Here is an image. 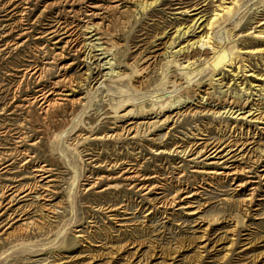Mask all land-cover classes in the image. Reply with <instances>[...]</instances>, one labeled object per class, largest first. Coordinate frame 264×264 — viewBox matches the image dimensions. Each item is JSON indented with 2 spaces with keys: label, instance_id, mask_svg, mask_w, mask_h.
<instances>
[{
  "label": "rangeland",
  "instance_id": "rangeland-1",
  "mask_svg": "<svg viewBox=\"0 0 264 264\" xmlns=\"http://www.w3.org/2000/svg\"><path fill=\"white\" fill-rule=\"evenodd\" d=\"M24 1L0 0V264H264V182L253 185L257 191L250 200L251 186L238 187L245 179L216 183L212 188L203 183L202 176L193 173L195 166L202 167L207 161L202 163V158L189 161L195 156L159 157L151 151L165 145L173 148L179 138L187 140L191 136L195 123L203 125L212 120L196 122L192 117L186 118L169 135L167 128L162 129L156 136L158 146L143 138L123 142L84 141L92 132L103 134L115 126L112 108L123 101L132 100L148 108L183 95L182 88H173L171 82L188 71H180L175 64L166 67L161 62L150 73L148 86L142 91H135L131 81L117 74L116 78L98 74L97 85L93 79L85 84V71L90 65L83 62L82 54L70 48L63 53V64H72L68 76L76 85L71 99L77 100L88 92L87 99L83 103L63 102L62 107L46 116L38 105L20 107L24 99L38 95L55 76L52 72L38 81L29 73L39 64L32 53L36 45L43 48L44 57H49L55 46L49 39H36L50 18L43 11L44 3ZM181 2L205 5V14L210 17L224 1L163 0L132 23L123 36L120 34L122 47L117 53L120 64L117 71L131 74L128 65L146 50L147 43L166 30L172 34L174 27L192 21L191 14H177L174 10ZM14 8L16 15L12 13ZM24 8H28V15L23 16L22 27L18 10ZM235 12L233 19L230 17L212 31L214 46H222V52L235 44L241 48H264L261 34L264 0H241ZM23 29H29L30 33L22 39V47H15ZM213 55L212 48L194 49L192 56L197 60L199 77L183 76L187 89L216 71L212 64L217 59L208 61ZM245 57L252 72L264 74V60L260 56ZM176 61L184 64L187 60L182 56ZM229 75L222 76L223 82L215 83L217 92L223 83H233ZM244 77L240 80L242 84ZM239 85H231V91L242 94ZM257 136L254 150L259 151L264 147V135ZM210 138L214 141L221 134L213 128ZM117 159L119 162L137 159L143 166V175L159 173L154 184H164V194L144 195L139 188H131L133 184L121 177L122 169L112 170L106 164ZM182 165L183 168L176 169ZM39 167H45L53 180L48 190L42 189L44 182L39 187L34 177ZM36 184L39 195L24 199L20 194L13 205L8 204L12 187L24 192L28 186L36 188ZM196 189L199 196L184 203L176 199L177 203L171 205L176 195L183 198ZM40 195L45 199L40 200ZM187 202L193 207L180 209ZM46 208L52 210L45 211ZM111 209L116 211L109 212ZM192 211L199 213L188 215ZM113 216L118 217L116 221Z\"/></svg>",
  "mask_w": 264,
  "mask_h": 264
},
{
  "label": "bare ground",
  "instance_id": "bare-ground-1",
  "mask_svg": "<svg viewBox=\"0 0 264 264\" xmlns=\"http://www.w3.org/2000/svg\"><path fill=\"white\" fill-rule=\"evenodd\" d=\"M37 1L44 3L43 11L45 14L50 15V18L47 21L48 23H44L45 28L36 39L37 41L45 39L53 41L55 50L49 57H44L41 53L43 48L36 45L32 53L39 61V64L29 70V73L31 71L32 75L38 81H43L52 72H54L55 76L48 83L49 85L47 87H43L38 91V95L24 99L23 105L20 106L21 108L25 106L31 108L33 105H38L40 112L46 116L51 111L62 107L63 102L73 104L83 103L87 99L88 92L83 94L85 96L77 100L71 99L75 93L73 89L75 84L74 79L68 76V71L72 64L70 66L63 64V53L70 48L82 54L83 62L90 65L85 71L86 78L83 79L85 84L90 79H93L96 82L95 85H97L99 83L97 80L98 77H96L98 74H102V77H111L113 75L115 78L117 74L123 79L126 78L131 81L132 85L130 86L135 91H142L148 86L147 83L149 82L150 73L157 69L158 66H161V62L166 67L175 64L180 68V71H188L183 73L181 78L176 77L172 82L170 81L173 88H182L183 95L174 97L173 99L163 100L148 108L130 102L132 100L123 101L112 108L115 114L113 120L115 126L109 132L103 134H95L91 131L92 133L87 135L84 141L123 142L143 138L153 145L157 144L158 146L159 143L156 136H158L159 131H162V129L167 128V135H169L176 130L178 122L186 118L192 117L196 122L200 120H212V122H207L203 125L195 123L196 127L195 130H192L191 136L187 140L179 138L180 142L176 143L171 149L168 145L161 146L157 149L151 148L153 155L159 157L181 156L182 158L185 156L187 158L195 156L189 160L191 162L202 158L201 162L203 163V160L207 161L206 164H203L204 166L202 167L199 165L195 166L193 173L197 176H202L203 183L213 188L216 183L245 179V183L239 184L238 187H240L239 189H247L251 186L249 198L250 200L254 199L257 188H254L253 185L264 182V147L259 151L254 150L255 145H257V134L264 135V74L252 72L250 66L247 64L248 59L245 56H260L261 60H264V48H241L234 43L235 46L231 47L229 51L227 50L229 52V61L224 66V69L214 71L212 74H209L210 76L208 78L206 77L207 79L198 80L189 89H187L188 86L185 87L184 85L186 82L183 83V76L198 75L199 77V74H196L199 71L197 60L194 58L195 55L192 56L194 49L212 48L214 55L208 61L217 59L220 56L222 46L221 48L214 46L212 43V31L227 23L230 17L232 18L241 0H228L229 3H227V0H222L224 2L218 5L210 17H207L205 14V5L198 3L192 4V2H181L177 4L174 8L176 13L182 14L184 12V14H191L193 16L192 21L189 24L174 27L172 34L166 30L156 36L152 42L147 43L146 50L142 51L131 65H128L132 69L131 74L116 70V67L120 65L117 60V53H119L118 50L122 47L119 40L129 30L132 23L141 19L142 14L161 5L163 0ZM23 2L25 1L23 0ZM27 9L24 8L22 11H19L20 9L18 10L20 15L19 23L22 24V27L24 26L23 16L28 15L26 13ZM16 10L17 8L12 10V13L14 12L15 15L17 14ZM12 30H14V27ZM29 33V29H23L22 33L16 38L14 46L22 47L24 43H21V41ZM261 34H264V32H261ZM190 37L193 38L190 39ZM80 39H83V41H80ZM44 50L46 49L44 48ZM182 56H185L187 61L184 64H179L176 59ZM91 67H93L94 71L97 70V73ZM228 73L232 77L233 83L231 85L240 84L238 87L241 88L242 94L239 91L233 93L231 91V85L228 83H223L217 92L215 83L220 80L223 82V77L226 78V74ZM243 77L244 83L242 84L243 81L240 80ZM248 78L254 81H248ZM213 128L221 134V138L214 141L210 138ZM225 138L227 139L224 140ZM106 164L112 170L122 169L121 177L126 182L133 184L131 188H139V191L144 195H163L165 192L166 186L164 184L161 182L154 184L156 178L159 179V173H156L157 175L155 176L143 175V166L140 165L137 159L122 162H119V159H117L111 162L107 161ZM8 166H4L3 169ZM180 168H183V165L176 169L178 170ZM34 177L38 180V186L44 182L42 184V189L44 190H48L53 182L51 176L47 174L45 167L37 168ZM253 179H258V181ZM37 184L36 188H34L35 186H28L24 192H22L24 189L19 190L16 186L12 187V193H9L12 197L7 201L9 202L8 204L13 205L15 202L14 198L19 197L20 194H22L21 198L24 199L38 194L36 191ZM199 187L201 188V185ZM199 195L200 192L198 189L183 198L176 195L177 197L175 196L172 199L173 203L170 204L174 206L177 203L176 199H179L180 203H184ZM38 197L40 200L45 199L44 195ZM192 207L193 205L188 203L186 206L180 207V209H190ZM48 210L52 209H45V211ZM114 211L116 210L111 209L109 212ZM198 211L189 212L188 215L197 216ZM114 216L113 218L116 221L118 217ZM79 237L83 238V235H79Z\"/></svg>",
  "mask_w": 264,
  "mask_h": 264
},
{
  "label": "water",
  "instance_id": "water-1",
  "mask_svg": "<svg viewBox=\"0 0 264 264\" xmlns=\"http://www.w3.org/2000/svg\"><path fill=\"white\" fill-rule=\"evenodd\" d=\"M229 61V55L228 51L224 49V51L220 54V56L217 58V60L212 64V67L218 71L228 63Z\"/></svg>",
  "mask_w": 264,
  "mask_h": 264
}]
</instances>
